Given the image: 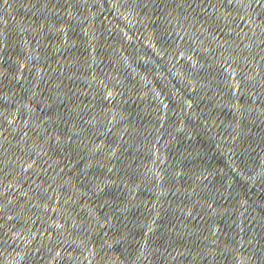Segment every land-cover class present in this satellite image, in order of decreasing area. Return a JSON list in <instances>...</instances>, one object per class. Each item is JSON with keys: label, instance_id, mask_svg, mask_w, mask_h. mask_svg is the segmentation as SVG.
Listing matches in <instances>:
<instances>
[{"label": "water", "instance_id": "1", "mask_svg": "<svg viewBox=\"0 0 264 264\" xmlns=\"http://www.w3.org/2000/svg\"><path fill=\"white\" fill-rule=\"evenodd\" d=\"M0 264H264V0H0Z\"/></svg>", "mask_w": 264, "mask_h": 264}]
</instances>
